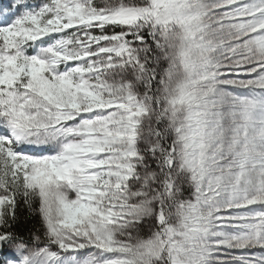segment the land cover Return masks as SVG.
<instances>
[{
	"label": "snow or ice",
	"instance_id": "1",
	"mask_svg": "<svg viewBox=\"0 0 264 264\" xmlns=\"http://www.w3.org/2000/svg\"><path fill=\"white\" fill-rule=\"evenodd\" d=\"M0 264H264V0H0Z\"/></svg>",
	"mask_w": 264,
	"mask_h": 264
},
{
	"label": "trees",
	"instance_id": "2",
	"mask_svg": "<svg viewBox=\"0 0 264 264\" xmlns=\"http://www.w3.org/2000/svg\"><path fill=\"white\" fill-rule=\"evenodd\" d=\"M5 2H6V0H5Z\"/></svg>",
	"mask_w": 264,
	"mask_h": 264
}]
</instances>
